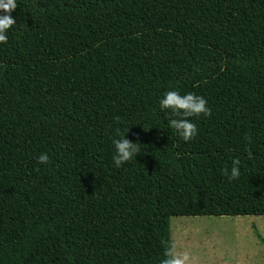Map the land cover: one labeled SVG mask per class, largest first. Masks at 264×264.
Masks as SVG:
<instances>
[{
  "label": "trees",
  "instance_id": "1",
  "mask_svg": "<svg viewBox=\"0 0 264 264\" xmlns=\"http://www.w3.org/2000/svg\"><path fill=\"white\" fill-rule=\"evenodd\" d=\"M16 3L0 44V264H160L172 217L264 216V0ZM169 90L210 109L187 142L160 110ZM117 129L142 144L119 168Z\"/></svg>",
  "mask_w": 264,
  "mask_h": 264
},
{
  "label": "rangeland",
  "instance_id": "2",
  "mask_svg": "<svg viewBox=\"0 0 264 264\" xmlns=\"http://www.w3.org/2000/svg\"><path fill=\"white\" fill-rule=\"evenodd\" d=\"M170 231L185 264H264V216L172 217Z\"/></svg>",
  "mask_w": 264,
  "mask_h": 264
},
{
  "label": "clouds",
  "instance_id": "3",
  "mask_svg": "<svg viewBox=\"0 0 264 264\" xmlns=\"http://www.w3.org/2000/svg\"><path fill=\"white\" fill-rule=\"evenodd\" d=\"M16 8V0H0V44L7 42V33L16 23V20L11 15ZM206 105L207 102L202 96L191 92L181 95L178 91L169 90L159 99L160 110H168L171 115L176 117L168 121L169 127L174 129L186 142L191 140L197 132L195 124L188 118L199 117L200 115L209 116L211 114L210 109ZM129 130L126 129L125 132H120L117 129L116 137L118 138L112 139L114 147L112 161L117 168L133 159V157H137L140 153L142 144L139 139L131 141L127 138ZM48 160L49 157L46 153H41L37 157V162L42 165L47 164ZM239 165V159L232 160L230 173L227 170L225 171V175L229 180L239 177ZM164 257L160 261V264H185V261L188 259L186 255H178L174 245L165 249Z\"/></svg>",
  "mask_w": 264,
  "mask_h": 264
}]
</instances>
